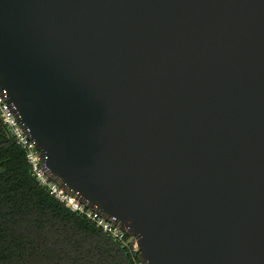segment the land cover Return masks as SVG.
<instances>
[{
  "label": "water",
  "instance_id": "95a60500",
  "mask_svg": "<svg viewBox=\"0 0 264 264\" xmlns=\"http://www.w3.org/2000/svg\"><path fill=\"white\" fill-rule=\"evenodd\" d=\"M0 89L142 264H264V0H0Z\"/></svg>",
  "mask_w": 264,
  "mask_h": 264
},
{
  "label": "trees",
  "instance_id": "16d2710c",
  "mask_svg": "<svg viewBox=\"0 0 264 264\" xmlns=\"http://www.w3.org/2000/svg\"><path fill=\"white\" fill-rule=\"evenodd\" d=\"M137 258L131 244L117 243L36 182L0 120V264H133Z\"/></svg>",
  "mask_w": 264,
  "mask_h": 264
},
{
  "label": "built area",
  "instance_id": "2783aa9c",
  "mask_svg": "<svg viewBox=\"0 0 264 264\" xmlns=\"http://www.w3.org/2000/svg\"><path fill=\"white\" fill-rule=\"evenodd\" d=\"M0 120L8 135L15 141L24 152L26 161L30 167L32 177L36 182L43 187L50 196L55 200L63 204L71 212L76 213L95 224L100 228L103 233L107 234L114 241L122 246L132 245V250L138 252V248L135 241L129 237L126 240L127 235L124 231L120 230L111 221L103 219L99 214L91 209H88L82 202L75 199L66 193L61 187L54 183L49 176L44 173L41 163V156L35 143L30 140L23 125L20 123L14 108L7 103V95L4 90L0 89ZM133 264H142L138 258Z\"/></svg>",
  "mask_w": 264,
  "mask_h": 264
}]
</instances>
